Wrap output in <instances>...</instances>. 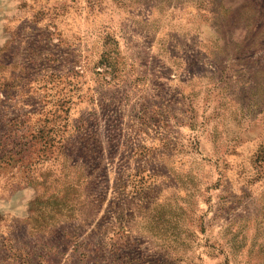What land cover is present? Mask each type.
Instances as JSON below:
<instances>
[{"label":"rangeland","instance_id":"1","mask_svg":"<svg viewBox=\"0 0 264 264\" xmlns=\"http://www.w3.org/2000/svg\"><path fill=\"white\" fill-rule=\"evenodd\" d=\"M0 264H264V0H0Z\"/></svg>","mask_w":264,"mask_h":264}]
</instances>
